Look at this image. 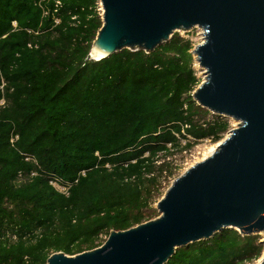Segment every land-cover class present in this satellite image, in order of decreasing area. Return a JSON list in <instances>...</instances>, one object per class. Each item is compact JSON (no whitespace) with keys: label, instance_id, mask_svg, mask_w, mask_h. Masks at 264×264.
Wrapping results in <instances>:
<instances>
[{"label":"trees","instance_id":"trees-1","mask_svg":"<svg viewBox=\"0 0 264 264\" xmlns=\"http://www.w3.org/2000/svg\"><path fill=\"white\" fill-rule=\"evenodd\" d=\"M97 4L0 0V264H45L155 217L167 157L229 128L192 98L194 44L178 31L151 52L87 59ZM262 250L224 228L164 264H245Z\"/></svg>","mask_w":264,"mask_h":264},{"label":"water","instance_id":"water-1","mask_svg":"<svg viewBox=\"0 0 264 264\" xmlns=\"http://www.w3.org/2000/svg\"><path fill=\"white\" fill-rule=\"evenodd\" d=\"M99 2L102 23L87 59L122 48L151 52L175 31L200 28L203 39L191 52L203 76L191 96L238 124L171 181L156 217L111 229L92 249L53 252L45 264H164L177 247L224 228L264 233V0Z\"/></svg>","mask_w":264,"mask_h":264},{"label":"rangeland","instance_id":"rangeland-1","mask_svg":"<svg viewBox=\"0 0 264 264\" xmlns=\"http://www.w3.org/2000/svg\"><path fill=\"white\" fill-rule=\"evenodd\" d=\"M97 3H98L97 4L98 5V10L101 13V9H100L101 6H100L99 0H97ZM178 32L183 37L189 38L193 42L194 45L199 43L201 41V38H202L201 29L197 28V27L196 28H192L189 31L179 30ZM193 67L197 71L196 72L197 76L200 78V81H201L202 80V76H203L202 68H200L197 65L195 60H193ZM227 118H228V121H229V128L223 133L222 138L226 136L228 130L230 128H232L233 125H234V119H232L230 117H227ZM213 144H215V142H211L209 139L200 140L193 147H191L190 149L183 150L181 152H177V153H175L173 155L168 156L167 159H172V165H174L175 168H174L173 173L171 175L166 176V177H162L161 187H160L161 194L157 198L159 199L163 195V193L166 190V188L169 186L171 181L176 176L181 174L192 163H194V162H196L198 160H201V158H203L204 153L207 152L208 149L210 148V146L213 145ZM55 184H56L57 188L64 189L63 186H61V185H59L57 183H55ZM156 202L153 204L154 207H155ZM255 235H258L259 241L264 239V234L262 232L256 233ZM261 243L263 244V248H264V243L263 242H261ZM261 256H262V252H261L260 256L256 260H253V261H250V262H246L245 264H257L259 262Z\"/></svg>","mask_w":264,"mask_h":264},{"label":"bare ground","instance_id":"bare-ground-1","mask_svg":"<svg viewBox=\"0 0 264 264\" xmlns=\"http://www.w3.org/2000/svg\"><path fill=\"white\" fill-rule=\"evenodd\" d=\"M201 34L203 35L202 30H201ZM202 39H203V36H202V38H201V41H202ZM197 65H198V64H197ZM202 72H203V71H202ZM237 124H238V121H237V120H234V125H233V127L236 126ZM217 144H218V142L215 143V144H213V145H211L210 148L208 149V151L204 153L203 158L206 157V156H208V155H210V154L216 149ZM203 158H201V159H203ZM262 233H263V232H262ZM263 234H264V233H263ZM261 257H262V256H261ZM261 257H260V259H261ZM259 261H260V260H259Z\"/></svg>","mask_w":264,"mask_h":264},{"label":"built area","instance_id":"built-area-1","mask_svg":"<svg viewBox=\"0 0 264 264\" xmlns=\"http://www.w3.org/2000/svg\"><path fill=\"white\" fill-rule=\"evenodd\" d=\"M60 190H63L65 192L66 191V188L64 187V189H60Z\"/></svg>","mask_w":264,"mask_h":264}]
</instances>
